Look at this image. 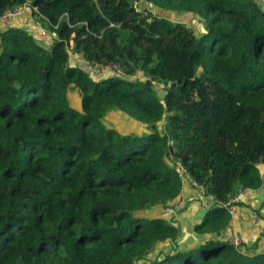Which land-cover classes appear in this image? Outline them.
Here are the masks:
<instances>
[{"label":"trees","instance_id":"trees-1","mask_svg":"<svg viewBox=\"0 0 264 264\" xmlns=\"http://www.w3.org/2000/svg\"><path fill=\"white\" fill-rule=\"evenodd\" d=\"M132 2L0 0V17L28 4L55 35L47 44L0 22V264H264L216 236L228 195L264 191V9ZM69 51L122 75L95 80ZM111 113L145 131L112 129ZM177 163L214 199L193 228L203 239L183 247L158 214L181 198Z\"/></svg>","mask_w":264,"mask_h":264},{"label":"crops","instance_id":"crops-1","mask_svg":"<svg viewBox=\"0 0 264 264\" xmlns=\"http://www.w3.org/2000/svg\"><path fill=\"white\" fill-rule=\"evenodd\" d=\"M264 9V0H256ZM10 25L28 30L37 40L49 44L55 35L43 34V29L36 23L33 14L27 10L21 15L11 19ZM76 66L84 69L85 63L81 57L75 54ZM79 59V60H78ZM75 65V63L71 64ZM85 70V69H84ZM264 167V165L262 166ZM259 171L264 175L263 170ZM181 198L184 207L177 211L173 217L174 224L179 228L177 243L180 246H191L200 242L203 238L195 235L193 228L200 223L206 211L214 204V200L201 195V193L184 182ZM163 218V210H159ZM216 236L227 240L237 238L244 248H255L256 253L264 252V191L246 190L240 196V202L235 207L227 228ZM206 239V238H205Z\"/></svg>","mask_w":264,"mask_h":264},{"label":"rangeland","instance_id":"rangeland-1","mask_svg":"<svg viewBox=\"0 0 264 264\" xmlns=\"http://www.w3.org/2000/svg\"><path fill=\"white\" fill-rule=\"evenodd\" d=\"M140 8H144L147 5L141 1L140 3ZM147 8V7H146ZM153 9V8H151ZM153 13L154 14H158L159 16L162 17H170L171 20L173 21H179V22H185L188 25H190L196 32V34H201L203 32V28L202 26L198 23V21L195 18H192V16L189 15H175V14H166V13H162V12H156L153 9ZM70 52V51H69ZM73 54V55H72ZM75 54L70 52V64L75 63V65L77 64L76 59H74ZM79 60V59H78ZM85 71H87L95 80H102L106 77L109 76V73L103 72V71H92L90 69H87V67L85 68ZM138 76L141 77V74H139ZM68 98L70 101V106L77 110V111H81V102H80V95L76 90L70 91L68 93ZM105 125L111 127L112 129H115L117 131H119L122 134H129V133H136V134H140L143 133L145 131V128L136 123L133 122L131 119H126L124 116L120 115L119 113H111L109 114L104 121ZM263 165H260V170H263L264 167H262ZM184 202H183V206H184ZM159 215H161V213H158ZM168 221L172 220L170 219L173 216H166Z\"/></svg>","mask_w":264,"mask_h":264},{"label":"built area","instance_id":"built-area-1","mask_svg":"<svg viewBox=\"0 0 264 264\" xmlns=\"http://www.w3.org/2000/svg\"><path fill=\"white\" fill-rule=\"evenodd\" d=\"M142 0H133V6L137 9L140 8V3ZM31 7L28 4H24L22 7L13 10V11H9V12H5L1 17H0V22L5 24V25H9L11 19L21 15L24 11L30 10ZM43 34H46L45 32H43ZM70 54V52H69ZM73 55V54H72ZM87 67V69H90L92 71H103L107 73H109V75L115 73L118 76L122 75V72L117 68V67H109L106 66L102 69L100 68H93L87 64H85V68ZM163 86L159 87V90H161V92L163 91ZM177 170L179 172V175L183 178V182L188 183L191 187H193L194 189L198 190L201 195L206 196L212 200L213 197L212 196H208L205 194L204 189L198 185L196 182H194L186 173L185 169H183L179 163H177ZM246 190L243 189H237L235 190L233 193H231L230 195L227 196V199L225 202L221 203V205L227 210V212L232 215L234 212L235 207L239 204L240 202V196L243 192H245ZM183 199L180 198L179 200L175 201L172 206H169L167 208L164 209L163 215L164 216H174L175 213L179 210H181L183 208ZM227 241H229L230 243H232L234 246L236 247H241L242 244H240V241L237 238H232V239H227Z\"/></svg>","mask_w":264,"mask_h":264},{"label":"water","instance_id":"water-1","mask_svg":"<svg viewBox=\"0 0 264 264\" xmlns=\"http://www.w3.org/2000/svg\"><path fill=\"white\" fill-rule=\"evenodd\" d=\"M112 75V74H111ZM163 94V93H162Z\"/></svg>","mask_w":264,"mask_h":264}]
</instances>
